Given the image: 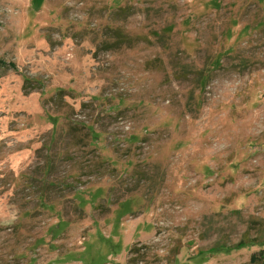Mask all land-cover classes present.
Listing matches in <instances>:
<instances>
[{
    "label": "rangeland",
    "instance_id": "374dc122",
    "mask_svg": "<svg viewBox=\"0 0 264 264\" xmlns=\"http://www.w3.org/2000/svg\"><path fill=\"white\" fill-rule=\"evenodd\" d=\"M0 264H264V0H0Z\"/></svg>",
    "mask_w": 264,
    "mask_h": 264
}]
</instances>
